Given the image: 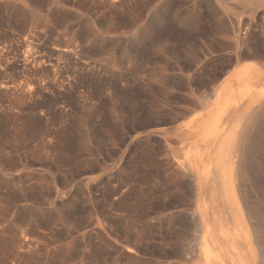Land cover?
I'll return each instance as SVG.
<instances>
[{"label": "rangeland", "instance_id": "obj_1", "mask_svg": "<svg viewBox=\"0 0 264 264\" xmlns=\"http://www.w3.org/2000/svg\"><path fill=\"white\" fill-rule=\"evenodd\" d=\"M257 1L0 0V264L197 261L169 138L231 69L229 22L264 47Z\"/></svg>", "mask_w": 264, "mask_h": 264}, {"label": "bare ground", "instance_id": "obj_2", "mask_svg": "<svg viewBox=\"0 0 264 264\" xmlns=\"http://www.w3.org/2000/svg\"><path fill=\"white\" fill-rule=\"evenodd\" d=\"M257 5L264 7V0ZM253 12H247L250 21ZM244 14L226 25L231 69L206 97L195 98L187 119L177 120L170 131L175 175L194 190L195 206L186 212L200 233L193 264H255L250 229L264 264V192L259 191L264 188L259 181L264 172V47L246 37L251 23L243 21ZM161 132L168 136L169 131Z\"/></svg>", "mask_w": 264, "mask_h": 264}]
</instances>
